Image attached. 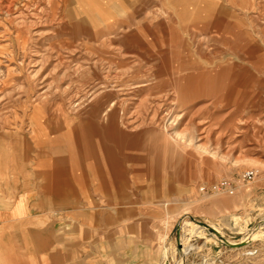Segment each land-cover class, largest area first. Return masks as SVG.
Here are the masks:
<instances>
[{
	"label": "rangeland",
	"instance_id": "1",
	"mask_svg": "<svg viewBox=\"0 0 264 264\" xmlns=\"http://www.w3.org/2000/svg\"><path fill=\"white\" fill-rule=\"evenodd\" d=\"M149 4L157 8L156 21L149 6L133 21L142 6L135 0H0V159L26 147L33 154L17 163L37 164L36 150L55 128H81L88 121L82 112L107 100L105 89L92 87L84 102L87 93L77 91L109 80L108 73L156 69L168 83L153 98L158 114L155 106L142 111V131L156 128L157 137L166 132L183 145L162 138L158 176L144 171L126 181V194L142 197L135 208L144 220V242L158 249L139 258L148 259L144 264H264V0ZM116 28L121 34L109 36ZM182 77L184 92L199 89L198 96L178 97L170 80ZM138 94H130L132 102L148 93ZM248 169L257 176L243 183ZM223 178L236 182L233 195L201 190ZM223 195V204L214 203ZM103 202L111 211L131 206ZM203 223L233 241L261 231L248 246L234 248Z\"/></svg>",
	"mask_w": 264,
	"mask_h": 264
},
{
	"label": "crops",
	"instance_id": "2",
	"mask_svg": "<svg viewBox=\"0 0 264 264\" xmlns=\"http://www.w3.org/2000/svg\"><path fill=\"white\" fill-rule=\"evenodd\" d=\"M140 1L142 6L132 13V17L135 14L133 21L143 13L144 6L152 9L149 2H154L135 0V4ZM156 10L149 11L153 21L157 18L154 17ZM117 28L111 29L109 36L120 35ZM161 74L156 69L108 73L109 80H96L94 86L77 91L87 93L86 99L80 95L84 102L92 87L105 89L108 102L92 104L91 109L83 111L88 121L75 131L55 128L49 143L41 144L36 150L37 164L17 163L33 154L26 147L12 154L15 157L0 159V264H144L148 259L139 258L141 253L157 252L156 247L144 242V220L135 208L142 203V197L127 195L126 181L144 171L147 176H158H154L158 170H153L162 162L158 152L162 138L172 141L175 147L183 145L181 138L175 139L166 132L162 138L157 137L156 128L146 126L150 131H142L147 124L143 116L147 115L148 108L155 106L158 114L153 98L168 83ZM126 76L131 80L123 79ZM112 79L120 82L112 83ZM184 79L170 80L178 97L185 98L189 92L193 97L198 96L199 89L184 92ZM142 91H147V96L132 102L130 94L139 96L138 92ZM132 103L134 106L137 103L134 111H130ZM122 116H126L127 123L120 119ZM174 118L175 122L178 118ZM164 119L168 120L160 118ZM138 120L143 125L134 127ZM153 133L157 134L153 137L154 144L150 142ZM168 145L163 146L168 148ZM129 150L138 153L128 156ZM128 160L133 164L128 166ZM225 197L228 195L214 197V203L223 204ZM102 200L131 206L128 209L119 206L117 211H111ZM231 204L234 203L227 207ZM167 261L170 263L168 254ZM151 262L158 264L153 259Z\"/></svg>",
	"mask_w": 264,
	"mask_h": 264
},
{
	"label": "built area",
	"instance_id": "3",
	"mask_svg": "<svg viewBox=\"0 0 264 264\" xmlns=\"http://www.w3.org/2000/svg\"><path fill=\"white\" fill-rule=\"evenodd\" d=\"M257 176V171L255 169L245 170L241 175V180L246 183L252 182ZM236 182L229 178H223L215 183L210 185H205L201 188L204 192H213V193H227L233 195L236 191ZM249 235V233L247 234Z\"/></svg>",
	"mask_w": 264,
	"mask_h": 264
},
{
	"label": "bare ground",
	"instance_id": "4",
	"mask_svg": "<svg viewBox=\"0 0 264 264\" xmlns=\"http://www.w3.org/2000/svg\"><path fill=\"white\" fill-rule=\"evenodd\" d=\"M11 1V0H10ZM127 82V81H126ZM138 85V84H137ZM120 98H121V96H120ZM136 122V124H137V126H134V127H139V126H142L143 125V122H141V121H135ZM138 122V123H137ZM161 123V122H160ZM133 126V125H132ZM188 213V212H187ZM185 221V220H184ZM188 222L187 221H185V227H186V224H187ZM194 223H196V222H194ZM198 224V223H197ZM199 225H201V224H199ZM208 225H210L211 227H213L211 224H209L208 223ZM237 225V224H236ZM201 226H203V227H205L206 228V230H208V231H210L215 237H216V239H219V241H220V238H219V234L220 235H222L223 237H225L220 231H218L217 229H215L214 227V229H215V231H211L210 229H209V227L208 226H206V225H201ZM238 227V226H237ZM260 227V226H259ZM185 230H186V228H185ZM237 230H239L238 232H242V230H244V228L243 227H238L237 228ZM257 230H258V228H257ZM246 231V230H245ZM261 230H259V231H254V232H249V231H246V233L248 234L249 233V239L251 240L250 242H252V241H254L255 239H256V237H257V235H258V233L260 232ZM219 233V234H218ZM261 234H262V232H261ZM183 240H184V234H183ZM226 238V237H225ZM226 239H228V238H226ZM245 239H246V236L243 238V240H241V241H245ZM180 240H181V238H179V243H180ZM228 241H230V242H235V241H233V240H231V239H228ZM184 242V241H183ZM246 242V241H245ZM250 242L249 243H246V246H248V244H250ZM184 246V245H183ZM245 247V246H244ZM184 248H185V246H184ZM241 248V247H240ZM165 264V263H164ZM181 264H184V263H181Z\"/></svg>",
	"mask_w": 264,
	"mask_h": 264
},
{
	"label": "water",
	"instance_id": "5",
	"mask_svg": "<svg viewBox=\"0 0 264 264\" xmlns=\"http://www.w3.org/2000/svg\"><path fill=\"white\" fill-rule=\"evenodd\" d=\"M204 225H206V226H208L209 227V229L211 230V231H215V229L213 228V227H211L210 225H208L207 223H203ZM219 234V233H218ZM178 241H179V238H180V231H178ZM219 238H220V240L226 245V246H228V247H234V248H240V247H244V246H246V243H249L251 240L249 239V235H247L246 236V239H245V241H241V240H243V239H241V240H239V241H235V242H230V241H228V239H226L225 237H223L222 235H220L219 234ZM180 244V243H179Z\"/></svg>",
	"mask_w": 264,
	"mask_h": 264
}]
</instances>
